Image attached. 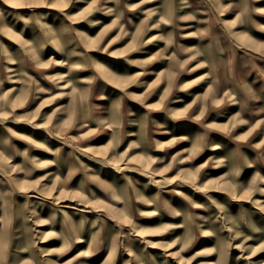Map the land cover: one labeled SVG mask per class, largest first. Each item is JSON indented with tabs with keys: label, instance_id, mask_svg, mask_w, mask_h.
<instances>
[{
	"label": "rangeland",
	"instance_id": "1",
	"mask_svg": "<svg viewBox=\"0 0 264 264\" xmlns=\"http://www.w3.org/2000/svg\"><path fill=\"white\" fill-rule=\"evenodd\" d=\"M0 264H264V0H0Z\"/></svg>",
	"mask_w": 264,
	"mask_h": 264
}]
</instances>
